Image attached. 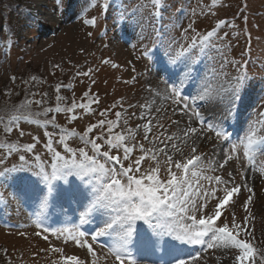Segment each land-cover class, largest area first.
Instances as JSON below:
<instances>
[{
  "label": "snow or ice",
  "instance_id": "obj_1",
  "mask_svg": "<svg viewBox=\"0 0 264 264\" xmlns=\"http://www.w3.org/2000/svg\"><path fill=\"white\" fill-rule=\"evenodd\" d=\"M160 3L161 0H152L154 7ZM215 3L216 0H212L213 6ZM95 6L96 0H90V7ZM109 6L105 0L102 7ZM135 15L126 19L133 20ZM194 23L184 29L186 46L180 45V51H175L171 44L166 47L160 40L155 47H145L137 57L153 65L160 62L168 73L163 91L157 85L153 98L140 105L139 113H129L128 109L136 105L129 104L125 108L123 101L118 100L99 111L101 118L82 133L60 128L55 114H65L71 123L82 116L95 115L93 106L100 103L98 96L91 94V88L79 101L75 97L69 101L61 95V89L71 88V85L60 83L55 86L54 107L43 106L44 97L48 95L43 93L40 100L25 98L11 109L0 110V124L6 135L19 128L21 122L59 129L44 132L47 163L36 152L39 137H32L34 142L27 144L0 142V190L13 188L9 196L31 201L35 208V226L40 229L35 235L46 241L52 235L57 240L62 239L65 245L71 241L77 248L87 250L86 258L81 259L75 254L65 255L62 247L52 246L47 251L61 254L52 264H98L94 244L114 235L117 239L108 245L113 264H139L137 255L151 260V264H208L203 255L209 250H215L217 264L220 261L223 264H264V248L258 246L261 242L257 241L251 226L254 217L249 210L256 193L247 183V172H258L264 177V95L254 103L251 100L249 89L255 77L250 76L245 61L224 57L219 67L213 69L211 78H198L194 64L199 60L193 57L212 48L220 51L217 42L229 35L228 32L221 35V31L234 28L235 24L221 19L202 34L192 26ZM83 24L95 27L96 19H84ZM189 31L194 34L188 36ZM229 66L234 71H230ZM59 67V64L53 65V68ZM112 67L118 65L112 64ZM94 71L77 69L73 78H91ZM11 79L15 82L16 77ZM91 83L95 84V80ZM194 84L195 95L189 97L187 89ZM155 97L171 101L175 107L153 108ZM33 102L42 110L31 112L29 105ZM202 106L210 108L212 118L206 119L199 110ZM114 109H119L114 112L115 118H109ZM168 111L173 116L179 114L180 120L167 117ZM161 113L165 114L162 118L171 119L179 133L169 134L158 119ZM245 115L247 118L242 119ZM132 118L144 122L129 127ZM233 119L243 127V135L235 140L225 127L226 122ZM182 121L184 127L180 128ZM141 129L143 135L138 141ZM23 134L21 131L20 135ZM75 137L82 147L71 146L69 141ZM212 139L218 142V151L214 149L215 159L206 162L198 151L199 146ZM57 146L63 151H58ZM9 157L18 158L19 163L8 161L11 163L8 167L5 161ZM145 162H149L146 168ZM236 164H246L247 171L236 169ZM238 171L243 176L241 182L236 181ZM245 191L248 195L240 204L245 215L238 220L236 207ZM6 199L5 192L0 191V201ZM59 201L75 205L78 222L74 221L71 228L53 230L46 224L48 209ZM90 224L96 227L90 229L87 227ZM190 246H199L201 254L185 255L183 249ZM157 253L163 255L157 257ZM153 257L157 258L152 260Z\"/></svg>",
  "mask_w": 264,
  "mask_h": 264
},
{
  "label": "rangeland",
  "instance_id": "obj_2",
  "mask_svg": "<svg viewBox=\"0 0 264 264\" xmlns=\"http://www.w3.org/2000/svg\"><path fill=\"white\" fill-rule=\"evenodd\" d=\"M110 6L102 7L105 0H96V6L90 7V0H0V108L11 109L25 101V98L36 101L44 97V107L55 106V86L60 83L71 85V88H62L61 95L69 101L75 97L77 101L91 88V94L98 96L100 103L94 105L96 114L82 116V118L68 122L65 114H55L56 123L60 128L75 129L82 133L89 124L95 123L99 117V111L110 107L118 100H122L124 107L129 104L136 108H129L130 112L141 111L140 105L152 97L156 86L164 84V78L160 69L163 64L155 65L149 60L138 59L145 47H155L160 40L165 46L171 44L175 51H180V45H185L186 35L184 29L190 23L198 32L206 33L215 27L221 20H228L235 24L234 28H224L229 35L226 39L218 41L220 51L209 49L203 54H197L194 64L197 74L211 78L213 69L219 67L222 58L228 60L245 61L248 64L250 76L255 77L249 94L253 103L260 95H264V0H216L215 6L212 0H161L160 6L154 7L152 0H108ZM135 13L133 20L126 17ZM96 19L95 27L83 24L84 19ZM245 17L247 20L245 21ZM91 35H88V33ZM189 31L188 36L193 35ZM148 39H142V37ZM109 61L108 64L103 61ZM59 64V68L53 65ZM112 64L118 65L113 68ZM92 68L95 71L91 78L76 77L77 69L85 71ZM134 69V70H133ZM230 71H234L229 66ZM53 73H55L53 75ZM168 74V73H167ZM15 76V82L12 77ZM35 76L37 79L32 81ZM135 77V80H133ZM95 80V84L91 83ZM24 81H28L25 84ZM129 81V83H124ZM37 93L32 96L31 93ZM188 96L195 95V90L187 92ZM175 107L171 101L164 107ZM31 112H39L42 108L34 102L29 105ZM209 115L206 106L200 107ZM114 109L109 118L114 119ZM251 110V109H250ZM2 114V112H1ZM53 114L50 113V117ZM160 123L165 124L169 134L175 132L177 126L171 123V119L179 120V114L173 116L171 111L166 113L171 119L162 118ZM40 118V117H38ZM211 118V117H210ZM247 115L242 119H246ZM7 119V117H6ZM144 121L132 118L129 127H135ZM233 126L230 135L235 140L243 135V127L235 119L226 122ZM0 124V142L27 144L34 142L32 137H39L40 143L36 152L47 163V153L44 150L46 137L44 132H58L51 125L47 129L43 125L21 122L19 128L6 135ZM235 128V130H234ZM23 132V136L20 132ZM98 131V130H97ZM153 131H156L154 129ZM142 129L137 135L141 141ZM58 138V137H57ZM210 144L199 146V153L206 158L213 144H218L215 139ZM69 143L73 147H82L78 137L72 138ZM147 147V143L145 142ZM58 151H63L57 146ZM187 152L188 150L185 149ZM137 155L139 153H136ZM19 163L18 158L9 157L5 163L11 167V163ZM206 162L208 160L205 159ZM31 162V161H30ZM145 162L144 167H148ZM236 169L245 171L246 164L234 165ZM163 170L161 175L163 176ZM208 174H212L209 172ZM25 175V174H19ZM254 178L247 183L254 188L255 197L249 205V210L254 217L252 227L259 247L264 248V177L254 172ZM243 176L236 175V181L241 182ZM13 188L0 191L5 192L6 200L0 201V264H52L53 260H59V253L47 251L52 246L64 248L65 255H78L86 258V249L77 248L71 241L65 245L64 241L57 240L49 235V240H44L35 235L38 229L35 226V208L31 201L17 200L8 193ZM248 193L243 192L236 207L238 220H242L245 213L240 207ZM75 205L69 206L65 201H59L57 205L48 209L46 224L53 230L65 227L71 228L79 215L74 211ZM78 222V221H76ZM88 228H95L96 224H90ZM47 235L48 233H44ZM117 236L104 238L94 244L97 252L98 264H113V258L108 255V245L114 243ZM44 250V251H42ZM5 252L7 254H5ZM185 255H200L199 246L183 249ZM135 254V253H134ZM163 253H157V257ZM157 257H153L155 260ZM215 250H209L203 255L208 264H217ZM90 261L91 257H87ZM139 264H149V259L137 255ZM167 259V257H163ZM145 260V262H144ZM151 262V261H150ZM162 264V262H161ZM223 264V261H220Z\"/></svg>",
  "mask_w": 264,
  "mask_h": 264
},
{
  "label": "bare ground",
  "instance_id": "obj_3",
  "mask_svg": "<svg viewBox=\"0 0 264 264\" xmlns=\"http://www.w3.org/2000/svg\"><path fill=\"white\" fill-rule=\"evenodd\" d=\"M160 73H161V75H162L163 77L168 75L164 68L160 69ZM195 73L197 74V69L195 70ZM197 76H198V78H201V77L199 76V74H197ZM159 84H160V86H161V87H160V90L163 91L164 84H161V83H159ZM195 87H196L195 84H194L192 87H189V88L187 89V92H188V91H189V92H192L193 90H195ZM151 98H153V96H152ZM151 98H150V99H151ZM150 99H148V101H149ZM155 100H156V103H155V105L153 106V108H155V107H161V106L164 108V107L168 104V101H164L162 97H155ZM207 109H208V111H209V115H210V116H208L207 113L203 111V109H200V108H199V110L202 112V114L205 115L206 119H210V117H211V118L213 117V112L210 110L209 107H207ZM178 117H179V120H180V116H178ZM184 119L186 120L187 118L185 117ZM179 127H180V128H183V127H184V123H183V121L181 122V124H180ZM225 127H226V129H228L230 132L232 131V127H233V126H229V125H226V124H225ZM234 130H235V128H234ZM175 132L179 133L178 128H176ZM232 133H233V131H232ZM211 142H213V140H208V141L201 142L200 145H205V144H207V143L210 144ZM214 149H215L216 151H218V144H217V145H216V144H213V145H212V148H211V151H210L209 155L205 158L206 160L209 161V160L215 159V157H213V155H212ZM245 171H247V169H246ZM247 175H248V180H247V181H249V182H250V180H252V179L255 177V176H254V172H247ZM187 255H188V254H187ZM144 262H145V260H144ZM149 264H151V263H149Z\"/></svg>",
  "mask_w": 264,
  "mask_h": 264
},
{
  "label": "trees",
  "instance_id": "obj_4",
  "mask_svg": "<svg viewBox=\"0 0 264 264\" xmlns=\"http://www.w3.org/2000/svg\"><path fill=\"white\" fill-rule=\"evenodd\" d=\"M4 108H0V110H3ZM1 114V112H0ZM49 117H50V114H49ZM39 119L43 120L44 118L43 117H40Z\"/></svg>",
  "mask_w": 264,
  "mask_h": 264
}]
</instances>
